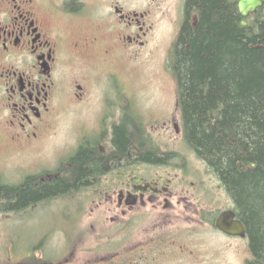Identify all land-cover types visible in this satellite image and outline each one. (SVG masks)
<instances>
[{
  "label": "flooded vegetation",
  "instance_id": "flooded-vegetation-1",
  "mask_svg": "<svg viewBox=\"0 0 264 264\" xmlns=\"http://www.w3.org/2000/svg\"><path fill=\"white\" fill-rule=\"evenodd\" d=\"M148 1L140 10L123 0H0V137L31 149L64 115L82 122L75 145L58 155L66 157L55 168L25 169L19 187L40 189L70 173L69 160L81 149L102 156L103 171L78 197L70 193L6 211L8 235L14 224L42 222L27 258L35 253L38 259L40 251L42 264H73L76 250L92 238L101 256L85 264H202L204 237L219 234L246 241L251 252L248 229L239 238L217 228L227 211L245 223L234 202L220 209L205 200L204 175L214 176L212 170L202 169L195 156L168 150V142L183 139L177 102L175 110L163 107L145 117L128 94L123 62H138L152 42L177 39L196 20L186 0ZM173 45L163 50L160 75L166 80L174 79L168 66ZM124 123L135 138L141 127L153 139V158L161 161L118 153L115 134ZM32 177L36 181L28 184Z\"/></svg>",
  "mask_w": 264,
  "mask_h": 264
},
{
  "label": "trees",
  "instance_id": "trees-1",
  "mask_svg": "<svg viewBox=\"0 0 264 264\" xmlns=\"http://www.w3.org/2000/svg\"><path fill=\"white\" fill-rule=\"evenodd\" d=\"M238 1L186 0V10L196 20L183 26L168 66L176 84L182 140L212 170L245 223L253 256L246 264H264V7L245 19ZM127 125L116 129L118 153L161 161L153 158V139L145 138L141 127L135 138ZM89 153L81 149L69 160L70 173L43 188L0 185L3 223L7 210L19 212L39 200L83 194V187L103 171L102 156ZM114 158L108 157L107 164ZM35 181L32 177L27 183ZM18 226L13 225L12 236ZM22 255L21 264L43 263L34 255Z\"/></svg>",
  "mask_w": 264,
  "mask_h": 264
},
{
  "label": "rangeland",
  "instance_id": "rangeland-1",
  "mask_svg": "<svg viewBox=\"0 0 264 264\" xmlns=\"http://www.w3.org/2000/svg\"><path fill=\"white\" fill-rule=\"evenodd\" d=\"M148 2V0L139 2L123 0L125 6H132V8L140 10ZM160 26L168 30L171 28L166 22L160 23ZM175 41L176 36H169L160 42L158 40L152 42L141 53L138 62H123L121 65L120 71L124 77L130 79L127 88L128 94L132 92V96L136 98L135 101H137L140 115L143 114L147 117L150 113L163 107L172 110L176 108L175 81L173 78L166 80L165 75H160L163 72L164 47H171ZM81 124L82 122L77 121L73 114H66L60 119L59 123H54V126L46 131L40 146L31 149L21 148L10 137H0V185L20 183L25 169H34L39 167L40 164H43L41 167L55 168L54 165L57 159L66 157L58 155L66 153L75 145ZM2 134L3 126L0 125V136ZM167 146L169 151L181 153V156H195L183 140H173L168 142ZM194 158L197 157L195 156L192 159ZM201 167L203 169L205 165L201 163ZM204 179L205 184H207L204 188L205 200L216 201L220 209L230 208L233 200L221 185L217 186L218 179L216 176L211 177V175L207 176L206 174ZM3 222L4 214L0 213V264H21V260L24 258L22 253H25L28 247H32L36 243V224H38V232L42 222L37 223V220H35L20 225L17 228V234L14 236L7 234L8 231ZM211 236L204 237L202 264H246L251 259V252L246 241L227 239L221 234ZM98 244L91 238L89 243L81 246L78 251L76 250L73 264H85L90 260L99 258L101 254L93 249L97 248ZM89 245L90 251L93 249L91 252L87 251ZM39 253L40 251H37L38 259L42 256ZM32 254L35 255V253ZM24 256L27 257L28 255ZM19 258L20 263L18 262ZM43 258L45 259V257Z\"/></svg>",
  "mask_w": 264,
  "mask_h": 264
},
{
  "label": "water",
  "instance_id": "water-1",
  "mask_svg": "<svg viewBox=\"0 0 264 264\" xmlns=\"http://www.w3.org/2000/svg\"><path fill=\"white\" fill-rule=\"evenodd\" d=\"M264 7V0H239L238 11L241 17L248 19L251 16L258 13V11ZM244 27L248 26V23L244 21L242 23ZM236 214L233 211H227L221 214L217 228L224 234L230 237H247V228L241 222L235 219Z\"/></svg>",
  "mask_w": 264,
  "mask_h": 264
}]
</instances>
